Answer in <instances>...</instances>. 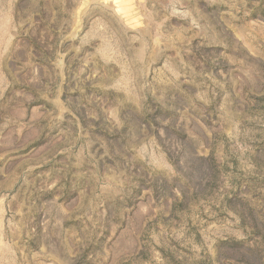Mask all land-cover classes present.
<instances>
[{"label":"rangeland","instance_id":"374dc122","mask_svg":"<svg viewBox=\"0 0 264 264\" xmlns=\"http://www.w3.org/2000/svg\"><path fill=\"white\" fill-rule=\"evenodd\" d=\"M0 264H264V0H0Z\"/></svg>","mask_w":264,"mask_h":264}]
</instances>
